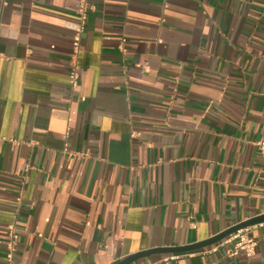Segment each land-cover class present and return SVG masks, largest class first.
<instances>
[{"label":"crops","instance_id":"0c3cea01","mask_svg":"<svg viewBox=\"0 0 264 264\" xmlns=\"http://www.w3.org/2000/svg\"><path fill=\"white\" fill-rule=\"evenodd\" d=\"M262 140L264 0H0V264H118L261 216ZM248 234L251 256L130 264H264Z\"/></svg>","mask_w":264,"mask_h":264},{"label":"built area","instance_id":"2783aa9c","mask_svg":"<svg viewBox=\"0 0 264 264\" xmlns=\"http://www.w3.org/2000/svg\"><path fill=\"white\" fill-rule=\"evenodd\" d=\"M79 16H80V23L81 26L79 27V29L77 30V36L75 39V46H74V56H77L79 51H80V36L82 34V32L84 31V25L86 23L87 20V15H86V10L85 8H80L79 10ZM126 40H123V43L125 44ZM70 85L72 86V88H78L79 84H80V80H81V74H80V70L79 67L77 65V63H74L70 72ZM258 149L259 152L261 154V156L264 159V140H262L261 142L258 143ZM232 241H236V245H235V252L233 253V255H236L238 253V251H244L247 256H251L254 251L255 248L257 247V242L250 238L249 234H248V228L242 229L237 231L236 233H234L233 235L230 236L229 239L225 240L222 243V246L229 244ZM16 246H17V241H16V234L13 232V229L10 230L9 232V241L7 244V249H8V257L9 259H13V256L15 254L16 251ZM179 258V256H172L171 259H176Z\"/></svg>","mask_w":264,"mask_h":264},{"label":"water","instance_id":"95a60500","mask_svg":"<svg viewBox=\"0 0 264 264\" xmlns=\"http://www.w3.org/2000/svg\"><path fill=\"white\" fill-rule=\"evenodd\" d=\"M260 223H264V214L255 218H252L246 222H243L241 224H238L237 226H234L232 228H230L229 230H226L225 232L209 239L206 240L204 242H200L197 244H193V245H189V246H183V247H175V248H158V249H152V250H148V251H144V252H140L138 254L132 255L129 258L123 260L122 262H119L118 264H130L138 259L144 258V257H148V256H152V255H158V254H181V253H190V252H194L197 250H201V249H205L208 248L210 246H213L225 239H227L228 237H230L231 235H233L234 233H236L239 230L248 228L250 226L253 225H257Z\"/></svg>","mask_w":264,"mask_h":264}]
</instances>
